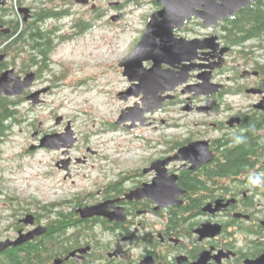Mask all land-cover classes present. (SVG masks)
<instances>
[{
	"label": "flooded vegetation",
	"instance_id": "obj_1",
	"mask_svg": "<svg viewBox=\"0 0 264 264\" xmlns=\"http://www.w3.org/2000/svg\"><path fill=\"white\" fill-rule=\"evenodd\" d=\"M83 1L0 0V77L8 73L11 89L29 82L23 95L0 97V220L11 218L0 242L33 235L0 259L15 251L23 259L28 256L21 264H264V34L232 44L227 29L247 9L218 27L207 28L193 17L175 29L177 40H208V48L193 60L188 53L181 61H162V76L151 95H137L133 89L139 81L123 75L126 90L118 96L130 95L122 111L128 121L118 125L119 118L112 126L147 129L156 136L152 143L144 139L148 156L141 164L122 169L93 164L98 151L83 149L76 134L72 149H28L20 155L51 154L63 181L79 188L76 195L52 201L6 193L20 167L11 168L17 157L7 158L3 146L8 134L25 122L20 108H44L66 82L55 69L52 52L34 49L29 33L39 25L54 41L59 27L46 31L44 25L72 19L73 33L59 39L78 38L84 34L82 24L95 26L106 14L100 6L106 0ZM111 3L110 22L115 14L122 21L123 6ZM150 3L156 12L164 9L157 0ZM18 25L22 29L17 32ZM199 28L207 33L198 34ZM154 66L145 61L141 74ZM164 75L187 79L166 91ZM40 92L42 103L33 106L28 98ZM132 110L146 111L143 123L131 121ZM52 117L58 130L47 131L40 122L32 146H40L47 136L63 135L70 122L74 129L72 121L63 118L57 125L58 115ZM189 147L193 155L181 153ZM164 183L174 188L166 200L158 190ZM96 206L101 208L93 217L84 218L79 211Z\"/></svg>",
	"mask_w": 264,
	"mask_h": 264
},
{
	"label": "rangeland",
	"instance_id": "obj_2",
	"mask_svg": "<svg viewBox=\"0 0 264 264\" xmlns=\"http://www.w3.org/2000/svg\"><path fill=\"white\" fill-rule=\"evenodd\" d=\"M151 1L106 0L100 5L106 13L105 17L95 23L93 30L76 39H59L73 33L72 19L51 20L44 25L46 31L59 27L51 58L57 64L56 71L62 73L66 82L61 90L48 98L49 102L44 108H20V117L25 122L8 134L3 146L7 158L17 157L11 168L20 167L11 179L12 182L5 187L9 196L25 200L35 197L56 201L71 198L80 191L65 183L62 175L55 171L51 154L37 151L20 157L34 143L32 135L40 122L47 131L58 130L53 115L72 121L75 134L82 139L83 149L88 146L98 151L99 157L93 158V164L108 169H122L141 164L148 156L144 151V139L151 143L156 139L150 130L127 131L124 128L115 129L112 125L127 106V102L121 101L118 96L126 90L120 62L133 52L145 33L149 23L147 19L150 20L156 13ZM109 3H120L123 6L122 21L110 22L113 12ZM138 5L141 7L138 8ZM196 31L198 34L207 33L202 28ZM51 173L53 175L46 178ZM10 222V216L0 220V236Z\"/></svg>",
	"mask_w": 264,
	"mask_h": 264
},
{
	"label": "water",
	"instance_id": "obj_3",
	"mask_svg": "<svg viewBox=\"0 0 264 264\" xmlns=\"http://www.w3.org/2000/svg\"><path fill=\"white\" fill-rule=\"evenodd\" d=\"M260 1L261 0H157L158 3L164 6V9L151 16L140 42L133 52L120 62V67L124 70L123 75L128 76L133 82L139 81V85L133 89V91L137 92V95H151L157 87L156 79L162 76L159 71V64L162 61L166 63H169L168 60L181 61L182 56L188 53L194 55L191 57V60H193L197 58L198 51L208 48V46L205 45L208 40L206 42L200 39L192 41L177 40L175 38V29H181L185 22L193 17L201 20L207 28L218 27L221 22L235 17L242 10L248 9ZM79 2H81V0H79ZM83 2L88 3L89 0H84ZM118 20H120L119 16L112 17V21L117 22ZM210 40L216 41L217 38L212 37ZM145 61H153L155 66L149 73L142 75L141 71H143V63ZM7 75L8 73H4L0 77V97L3 94L10 97L23 95L29 82L19 84L14 89H11L6 82ZM31 77H33V75ZM163 79L169 84L165 90L171 91L174 87L184 84L187 78L176 79L175 77L164 75ZM203 85L204 84H202V86ZM195 90L198 91L197 88H195ZM41 94L42 92L31 95L28 101L33 103V106L40 105L42 103V101L39 100ZM128 97L122 96L121 100L127 101ZM145 112V110H132L131 121L133 123H143V115ZM61 120L63 121V117L58 118L57 125L61 123ZM127 121L128 120L124 118V114H122L117 124L122 125ZM130 128H134V126ZM77 142L78 138L70 122L63 135L47 136L42 139L40 146H31L30 149H72ZM62 143L63 145L61 146L60 144ZM181 153L194 154L192 147L181 151ZM160 185L158 190H162L163 199L166 200L172 197V191L174 190L173 185L172 187L166 183ZM163 205L166 206L168 203H164ZM100 208L101 206H96L82 210L79 209V211L82 212L84 218H89L98 213ZM32 237L33 235H27L15 242H0V255L10 247H17L30 240Z\"/></svg>",
	"mask_w": 264,
	"mask_h": 264
},
{
	"label": "trees",
	"instance_id": "obj_4",
	"mask_svg": "<svg viewBox=\"0 0 264 264\" xmlns=\"http://www.w3.org/2000/svg\"><path fill=\"white\" fill-rule=\"evenodd\" d=\"M51 16V15H50ZM49 17V16H47ZM22 26L18 25L16 31H20ZM95 26H88L86 24L81 25L82 33L89 32L94 29ZM227 29L230 31V41L232 44L236 43V39L242 40L246 36L250 37L254 34H264V2L263 4H255L251 8L243 11V13L233 18L228 24ZM29 36L34 37L35 44L32 46L37 51L48 53L53 50L54 41L52 38L47 37V34L42 31L39 25H34L33 30L29 33ZM45 43H40L42 38H46ZM20 51V50H19ZM7 116V115H6ZM0 127H2L0 123ZM26 258L19 257V254L15 251L10 253L9 257L0 259V264H21L22 261H27Z\"/></svg>",
	"mask_w": 264,
	"mask_h": 264
}]
</instances>
